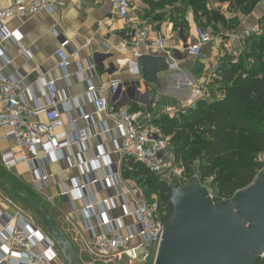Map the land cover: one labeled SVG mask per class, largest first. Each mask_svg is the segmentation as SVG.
<instances>
[{
    "label": "built area",
    "instance_id": "1",
    "mask_svg": "<svg viewBox=\"0 0 264 264\" xmlns=\"http://www.w3.org/2000/svg\"><path fill=\"white\" fill-rule=\"evenodd\" d=\"M108 1L111 2L117 18L127 19L131 0ZM64 7L65 0H13L10 6L0 5L1 41L17 36V31L8 32L2 27L5 21L13 18L26 19L42 11L53 13ZM260 34L261 30L255 27L236 33L232 37L242 46L246 40ZM211 40L212 36L206 29L197 27L184 49L185 53L190 57H197L202 47ZM163 50L164 40L161 36L151 37L146 27L133 28L132 39L117 48L120 54L127 55V59L117 63L118 66L126 67L128 74L134 78L127 91L134 89L137 84L135 79L141 81L138 59L141 56H160ZM24 53L30 55L27 51ZM241 53L242 48L230 53L229 63L236 65ZM55 55L57 69L68 84L69 68L78 66L79 52L69 50L67 40H60ZM166 62L169 70L176 69L172 59H166ZM4 63V66L9 64L5 59ZM215 67L216 65L212 69ZM79 69L81 68L78 67ZM93 69V65H89V75L93 74ZM1 70L2 67L0 130L7 129L1 141L12 143L16 147L15 151L0 154L2 168L8 171L20 165L27 166L34 176L33 191L40 195L43 184L49 178L43 170L44 165L59 159L66 160L70 168L76 169L77 176L71 179L68 187L61 185L59 197L72 207L73 215L81 216L83 230L88 233V237H85L80 230L77 231L69 216H66L65 222L75 236L72 244L81 248V254L89 256L90 259L95 258L103 264L153 263L165 222L157 213V204L147 203L145 199L140 198L137 187L126 183L122 171L129 164L138 163L153 175L166 180L175 179L183 188L188 186L193 179L185 177L178 156L167 154L161 129L152 124L153 119L163 116L176 118L183 111L181 106L164 107L155 110L153 114L120 106V99L115 98L122 93L123 82L118 78L110 79L99 89L88 79L85 81L86 91L81 97H65L59 102L56 99L55 82L46 81L40 76L36 79L35 86L45 89L46 104L30 107L29 101L33 98L26 97L25 92L29 88L26 78L19 75L18 79L10 80L1 75ZM80 72L77 75L80 76ZM190 86L193 96L198 100L210 98L207 89L197 84ZM110 98H114V102L110 103ZM80 100H87L92 105L93 114L105 116L106 124L101 127L102 132L99 135L110 132L117 135L119 142L114 151L118 156L117 162L109 160L101 143H98L90 154L87 141L91 137L97 139L99 136L94 131L91 132L92 115L80 109ZM65 105H72L80 110L79 117L87 124L85 128H79L74 120L69 119V131L65 130V122L62 119V107ZM39 116H43L44 121H38ZM86 154L88 157H84ZM99 171L103 173L102 177L97 175ZM122 187L124 191H121ZM99 192L105 193L104 199H98ZM208 196L214 204L228 200L215 201L209 193ZM116 198L122 202V212L119 217H112L110 211ZM0 200L14 211L13 215L0 216V264H56L60 252L54 241L36 227L30 216L1 192ZM92 219L95 220L93 225ZM256 264H264V250Z\"/></svg>",
    "mask_w": 264,
    "mask_h": 264
},
{
    "label": "crops",
    "instance_id": "2",
    "mask_svg": "<svg viewBox=\"0 0 264 264\" xmlns=\"http://www.w3.org/2000/svg\"><path fill=\"white\" fill-rule=\"evenodd\" d=\"M12 2L13 0H0V5L7 7ZM203 3L206 11L210 16L213 15L214 19L207 21L200 12L195 18L193 8L186 0H131L125 20L116 17L108 0H65L64 9H58L53 13L42 11L26 19L7 20L2 27L8 32L17 31V36L5 41L0 39L1 75L10 80L18 79L19 75L26 78L29 86L28 91L25 92L26 97L33 98L29 101L30 107L46 104L45 89L35 86V81L40 76L46 81L55 82L56 99L59 102L65 97H81L86 91L85 81L88 79L96 89L106 85L110 79H121L123 90L115 100L120 99V106L146 111L148 114H153L155 110L164 107L181 106L184 110L193 107L196 103L193 99L197 98L193 96L190 84H197L207 89L211 97L213 95L223 97L222 74L227 71L230 64V53L242 48L240 54L242 56L250 49V44L248 45L250 39L240 46L232 36L255 27L261 30L260 35L264 33V0H203ZM199 21L205 24V27H202L204 29L207 25H213V31H208L212 40L202 47L197 57H190L184 49L191 41L195 28L201 27ZM134 27L148 28L151 37L161 36L164 40V50L160 56L172 59L176 66V69L168 70L158 76L159 87L146 85L135 79V83H140L139 86L134 84L133 90H126L132 85L134 78L128 74L126 67L118 66L117 63L127 59V55L120 54L117 48L132 39ZM60 40H67L68 49L79 52L78 66L73 65L69 68L68 84L57 69L55 52ZM25 51L30 55L27 56ZM4 59L9 63L8 65L4 66ZM249 59L245 56L242 58L245 69L249 66L246 62ZM89 65H93L94 68L92 75L87 72ZM215 65L216 67L212 69ZM78 67L81 69L78 70ZM79 71H81L80 76L77 75ZM244 76L241 75V78ZM109 102H114V98H110ZM80 109L92 115L91 132L94 131L99 136L97 139L95 137L88 139L90 154L98 143H101L109 160L117 162L118 156L114 153L119 142L117 135L114 132L99 135L102 132L101 127L106 124L105 116L93 114V107L87 100L83 102L80 100ZM62 110L66 131H69V119L74 120L79 128L87 126L85 121L80 119V110L76 107L65 105ZM38 121H44V117L39 116ZM108 125L111 127L109 123ZM5 132L7 129L0 130V154L16 150L12 143L1 141ZM43 170L49 178L43 184L40 195L34 193V176L25 165L6 170L10 176L0 182V192L19 208L18 202L26 204L16 192L20 188L24 189L34 200L38 198L43 202L47 208L35 200L48 211L52 220L59 225L71 243L75 236L65 222L66 216H69L77 231L80 230L85 237H88L87 231L83 230L81 216L73 215L72 207L59 197L61 185L66 187L70 185L71 179L77 176L76 169L70 168L66 160L59 159L46 163ZM97 175L102 177L103 173L99 171ZM124 180L129 186L136 187L133 180ZM124 190L122 187L121 191ZM97 196L98 199H104L106 195L104 192H99ZM112 205L110 215L119 217L122 212V202L116 198ZM13 213L12 207L0 200V216L3 214L10 216ZM91 222L92 225L95 224L94 219ZM74 248L81 258V248L75 246ZM56 264H64L61 256L56 260Z\"/></svg>",
    "mask_w": 264,
    "mask_h": 264
},
{
    "label": "trees",
    "instance_id": "3",
    "mask_svg": "<svg viewBox=\"0 0 264 264\" xmlns=\"http://www.w3.org/2000/svg\"><path fill=\"white\" fill-rule=\"evenodd\" d=\"M186 1L193 8L195 18L200 12L207 21L214 19L206 11L203 0ZM198 23L205 27L201 21ZM249 42V51L239 56L236 65L229 64L222 74L223 97L201 99L176 118L163 116L152 120L164 138L169 139L175 155L180 154L187 178L190 164L196 162L200 178L211 179L215 201L230 199L247 188L262 169L255 153L264 150V33ZM243 56L250 58L246 60L249 63L246 69L242 65ZM186 137L190 141L181 143ZM122 175L136 184L141 181L148 184V193L158 197L157 213L166 222L171 214L167 204L169 187L175 179L153 175L138 163L129 164Z\"/></svg>",
    "mask_w": 264,
    "mask_h": 264
},
{
    "label": "water",
    "instance_id": "4",
    "mask_svg": "<svg viewBox=\"0 0 264 264\" xmlns=\"http://www.w3.org/2000/svg\"><path fill=\"white\" fill-rule=\"evenodd\" d=\"M138 66L141 81L155 87L169 70L162 56H141ZM169 189L171 214L152 264H256L264 250V169L247 188L217 204L197 180L186 188L174 182ZM16 195L41 219L65 264H83L49 213L27 191Z\"/></svg>",
    "mask_w": 264,
    "mask_h": 264
},
{
    "label": "rangeland",
    "instance_id": "5",
    "mask_svg": "<svg viewBox=\"0 0 264 264\" xmlns=\"http://www.w3.org/2000/svg\"><path fill=\"white\" fill-rule=\"evenodd\" d=\"M195 25H197V21H195ZM206 30L207 31H213V25L212 24H211V26L207 25L206 26ZM193 100L195 102L199 101L197 99H193ZM262 125H263V128H264V120H262ZM189 135L190 134H188L187 136L189 137ZM187 140L190 141V139H188L186 137L185 139L182 140L181 143H184V141H187ZM165 142H166V150L168 151L167 154L170 155V156H176L175 153H174L175 152L174 151V147L171 146L172 144L169 143V139L167 137H165ZM179 155L180 154H178V157L180 158ZM255 160L257 161V163H259L262 166V169H264V150L255 153ZM180 162H181V167L183 169V172L185 174L184 164L182 163L181 159H180ZM190 165H191L190 166L191 169H190V173L188 175L189 176L188 179L192 178L193 180H198L199 183L203 187H205L207 189L208 193L212 197H214V186L211 184V179L210 178H208V179H201L200 178V175H199L198 169H197L198 164L196 162L192 163ZM9 176H10V174L8 172H6V170H4L2 168V166H0V182L4 181V179H6ZM185 177H187L186 174H185ZM135 186L137 187V190H138V193L140 195V198L145 199L147 203H156L157 204L158 197L155 194H153V193H151V194L148 193V184L147 183H145L144 181H141L140 183H137V184L135 183ZM37 199L35 198V200L38 203L41 202L42 206L46 207L40 199H38L39 201ZM18 204H19V208L22 209V211L25 214H27L28 216H30L33 219L36 227L39 228L43 233H46V228L44 227L41 219L34 213V211L29 206L23 205V203L18 202ZM76 253L78 255V252H76ZM60 256H61V254H60ZM61 259L64 262L62 256H61ZM81 261L83 263H85V264H103L99 260H97L95 258H93V259L91 258L90 259L89 256L83 255V254H82V257H81ZM64 264H65V262H64ZM150 264H152V261H150Z\"/></svg>",
    "mask_w": 264,
    "mask_h": 264
}]
</instances>
